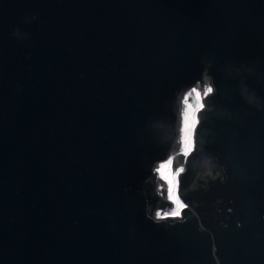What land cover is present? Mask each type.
<instances>
[{"label":"water","instance_id":"1","mask_svg":"<svg viewBox=\"0 0 264 264\" xmlns=\"http://www.w3.org/2000/svg\"><path fill=\"white\" fill-rule=\"evenodd\" d=\"M0 264H264V0H0Z\"/></svg>","mask_w":264,"mask_h":264},{"label":"snow or ice","instance_id":"2","mask_svg":"<svg viewBox=\"0 0 264 264\" xmlns=\"http://www.w3.org/2000/svg\"><path fill=\"white\" fill-rule=\"evenodd\" d=\"M193 93H195L197 99V104L195 106L189 103ZM214 94V86L209 83L204 86L202 93L201 91H198L196 87H193L184 98L183 102L188 105L189 111H186L184 114L182 148L179 150L177 156L166 159V162L162 163L157 169V171L160 172L161 178L167 183L166 190H164L163 186H161L162 193L166 191L167 200L175 207H170L169 210L163 214L157 211L155 213L157 219L167 220L169 218H184L182 213L188 207V204L185 203L179 195V189L181 186L179 177L186 173L188 161L181 159L180 157H189L197 147V141L194 139V133L198 120L196 116L192 114L191 110L193 107L195 108V112H200L205 109L207 105L201 100V95H203L204 98H208L210 95ZM208 103L210 104L211 101L209 100Z\"/></svg>","mask_w":264,"mask_h":264},{"label":"bare ground","instance_id":"3","mask_svg":"<svg viewBox=\"0 0 264 264\" xmlns=\"http://www.w3.org/2000/svg\"><path fill=\"white\" fill-rule=\"evenodd\" d=\"M203 88H204V86H203ZM197 90L198 91H201V89H200V87H197ZM202 93V92H201ZM192 97H195V99H196V95H195V93H193L192 94ZM196 101H197V99H196ZM196 105V104H195ZM194 105V106H195ZM187 107H188V105H186ZM197 120H198V118H197ZM182 136H183V134H182ZM181 143H182V141H181ZM181 148H182V145H181ZM164 162H166L165 160H163V161H160V162H158V164H157V169L160 167V165L162 164V163H164ZM169 209H162L161 211H159V212H161V214H163L164 212H166V211H168Z\"/></svg>","mask_w":264,"mask_h":264},{"label":"rangeland","instance_id":"4","mask_svg":"<svg viewBox=\"0 0 264 264\" xmlns=\"http://www.w3.org/2000/svg\"><path fill=\"white\" fill-rule=\"evenodd\" d=\"M186 111H189V108L186 106ZM192 111V114H194L195 116H196V118H197V115H196V112H195V109H192L191 110ZM181 145H182V143H181ZM159 165V164H158ZM158 167V166H157ZM175 207V206H174Z\"/></svg>","mask_w":264,"mask_h":264}]
</instances>
